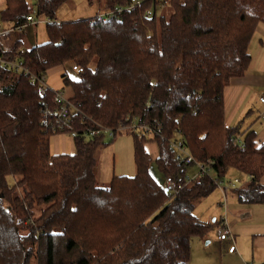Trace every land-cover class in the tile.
Instances as JSON below:
<instances>
[{
	"label": "trees",
	"instance_id": "obj_1",
	"mask_svg": "<svg viewBox=\"0 0 264 264\" xmlns=\"http://www.w3.org/2000/svg\"><path fill=\"white\" fill-rule=\"evenodd\" d=\"M69 1L38 0L33 7L6 0L0 11L2 28L32 18L46 24L48 36L25 50L15 30L0 40L3 58H21L39 77L67 63L84 70L76 80L63 76L74 91L76 150L55 155L53 137L67 133L42 123L53 94L41 97L29 76L0 67V264H30L32 256L37 264H189L193 238L214 226L194 211L217 180L243 175L248 180L239 187L237 178L233 191L238 201L264 205V143L256 130L227 126L224 100L253 64L264 0H105L103 15L60 22L58 11ZM128 117L159 126L165 139L124 133L134 137L136 175H114L101 188L98 156L121 136L103 130ZM175 138L213 165L208 176L169 196L152 175L145 145L157 143L163 177L182 180L187 171L177 167L168 142Z\"/></svg>",
	"mask_w": 264,
	"mask_h": 264
},
{
	"label": "rangeland",
	"instance_id": "obj_2",
	"mask_svg": "<svg viewBox=\"0 0 264 264\" xmlns=\"http://www.w3.org/2000/svg\"><path fill=\"white\" fill-rule=\"evenodd\" d=\"M27 1L30 3L31 6L33 7L37 6L38 0H27ZM104 1L105 0H92V2H89V0H70L59 9L58 20L60 22H75L81 19H88L89 17L91 18L96 17V15L98 14L103 15L106 12ZM159 12L161 13L162 11L160 10ZM18 37L24 40L25 50H31L37 45L45 44L46 42H48L46 24L42 23L38 26L29 25L26 27L25 30L18 32ZM260 39H262L264 43V25H261L259 27L255 35V38L253 39V42L251 44V54L254 57L253 58L254 63L250 71L252 74H255L260 77H264V44L262 49L259 48V43H258V48L256 46V43ZM64 75H67L73 80H76L78 78V73L73 71L71 64L67 63L61 67L54 68L51 71H49V73L46 76V83L49 86V88L53 91L65 90L66 97L70 98L69 93L67 91H68V87L69 88L71 87L66 86L63 83ZM262 94L264 95V87L257 85L248 87V93H247L248 105L243 112L244 115L241 117L246 122L244 129L247 128V124L251 119H254V122H257L256 128H258V130L262 129L261 126L264 124L260 123L259 122L260 120L258 121V119L260 118V114L264 110V106L259 102V97H261ZM251 109L252 112H250ZM65 136L68 139H70V143L72 144V141L74 139L69 134H65ZM60 137H59L60 139H63L64 135H60ZM55 139L56 137H53L52 143L53 140ZM106 139L109 141L114 140L108 137ZM146 147L148 149L155 147L157 151V145L152 141H147ZM101 151H100L101 160L97 162V169H96L97 181H98L97 184L99 187L101 188L108 187L109 182L113 178V175L116 176L136 175L137 171L134 162V137L132 134H123L121 136H118L117 138H115V141H112L106 147L101 149ZM153 158L155 157L153 156ZM154 160L151 166L152 175L163 186L166 178L163 177L162 174H160ZM186 174L191 179H195L198 176V170L196 167H190L189 169H187ZM237 178H239L242 183V185H240L239 187L243 186L246 180H248L247 178H244L243 175H240V177L232 176L229 179L227 178L223 180L224 186L228 187L229 182L235 181ZM9 181L13 183V178L12 177L9 178ZM232 192L233 190L229 189L227 192L228 198H226V196L223 193V190L217 188V190H215L209 197L205 198L204 200H202L197 204L198 206L196 207L195 210L196 216L198 215V218H200L201 220L221 219L222 222L223 220L226 219V216L228 217V214L229 212H231L232 207H235V205L240 206L237 196L236 195L234 196ZM225 201L227 203L226 209L223 206V204H225ZM46 206L48 205H43L37 208L35 212L36 215H39L41 213V210L44 209ZM255 209H257V215L255 219L241 220L240 222L242 224L239 225L240 229H247L248 232L251 234V236L253 235L255 236V238L252 239V237H250V239H245L241 243V245H245L248 248V254L246 253L247 255L245 257V262H247L248 264H252L251 262H255V264H263L264 261H260V260H263L262 258L264 255V248L257 245H261V243H264V236H263L264 207L258 206L255 207ZM227 221L228 224L230 225L232 234H234L233 231L234 225L230 224L229 219H227ZM219 232L220 230L218 229L217 230L218 238H219ZM259 234H263V235H259ZM222 245H224V243ZM222 245H219V248ZM30 264H37L34 256L31 257ZM191 264H195V259L193 258V255H192Z\"/></svg>",
	"mask_w": 264,
	"mask_h": 264
},
{
	"label": "built area",
	"instance_id": "obj_3",
	"mask_svg": "<svg viewBox=\"0 0 264 264\" xmlns=\"http://www.w3.org/2000/svg\"><path fill=\"white\" fill-rule=\"evenodd\" d=\"M122 10H118L121 12ZM48 22V21H47ZM41 23L40 20H33L29 18V23L25 26H20L16 29H4L1 27L0 23V40L5 39L9 35H11L15 30L21 32L25 27L29 25H38ZM0 67L10 69L12 71H16L18 73H24L29 76L32 83L38 84V91L41 97H45L48 93L53 94V105L54 108H49L48 106L44 109L43 121L42 123L51 126L55 132H63L69 134L72 138H76L78 132L74 130L73 127V113L76 111V107L72 103L70 98H67L64 91H53L49 88L46 83V76H35L30 71H28L23 66V61L21 58H16L13 60L5 59L0 55ZM73 70L77 73H83L84 70L74 65ZM260 101L264 103V96L260 98ZM262 120L264 121V112L261 115ZM127 124H121L116 129H104L103 131L107 132L110 137H115L117 135H123L124 133L130 132L132 134H139L141 136H146L148 139L153 138H162L165 139L162 135L161 128L157 125H149L145 123H141V121L134 117H128L126 119ZM90 137H94L98 135V130H89L86 133ZM172 151L175 153V159L177 167L180 169H189L190 167H196L198 170V176L195 179H191L187 174L184 175V178L177 179L174 176L166 177L165 183L163 187L169 196L177 195L184 187L193 183L199 177L208 176L212 170V163L203 164L197 161V159L190 153L187 148L185 142L180 138L172 139L168 141ZM234 143L241 144V140L237 138ZM217 188L223 190L224 195L228 198V190L232 189L233 191L239 186V180L230 181L229 186H224V181H216ZM225 209L227 208V203L223 204ZM219 239L221 241H233V235L228 224L227 219L221 222V226L219 228ZM236 251V245H230L228 252L234 253Z\"/></svg>",
	"mask_w": 264,
	"mask_h": 264
},
{
	"label": "crops",
	"instance_id": "obj_4",
	"mask_svg": "<svg viewBox=\"0 0 264 264\" xmlns=\"http://www.w3.org/2000/svg\"><path fill=\"white\" fill-rule=\"evenodd\" d=\"M5 6H6V0H0V11L4 9ZM258 43H259V48L262 49L263 44H264L263 40L260 39L256 43L257 48H258ZM253 63H254V60H253ZM251 68H250V71H251ZM250 71L243 78L234 80L232 84L225 91L224 100H225V107H226V124L227 126H230V127H236L242 124V127H241L242 131L246 129L256 130L258 133V140L260 144H262L264 143V125L261 126L262 129L258 130V128H256L257 122H254V119H251L247 124V128L244 129L246 122L245 120L241 118L244 115L243 112L248 105V101H247L248 100L247 98L248 87L254 86V85L264 87V77H260L255 74H252ZM63 91L65 93V90ZM67 92L69 93V97L71 99L74 95V91L72 87L71 88L68 87ZM263 96L264 95L262 94L261 97ZM261 97H259V102L264 106V103L260 101ZM250 112H252V109L250 110ZM263 112L264 110L262 111V113ZM262 113L260 114V118L258 119V121L260 120L259 122L264 124V121L261 118ZM55 137L56 139L53 140V143H52V149L55 155L74 154L76 150L74 140L73 141L71 140L72 141V144H71L70 139H68L65 135H64V138L62 137L63 139H60L61 138L60 135L59 136L57 135ZM146 151L151 157L152 162L154 159H155L154 161H156L160 155L158 145H157V151L155 147L149 148V149L146 147ZM152 155L155 158H153ZM100 160H101V155L99 154L98 162ZM232 176L240 177V175L236 173H233ZM232 194H234L235 196L234 192H232ZM239 204L240 206L235 205V207H232V210L231 212H229L228 217L226 216V219H229L230 224L234 225L233 227L234 234H232L234 235L233 241L232 240L221 241L218 238L217 230L221 226V219L220 220L219 219L201 220L199 218L201 222H204L207 224H213L214 226L208 235L204 237L193 238L192 243H191V260H192V255H193V258L195 259V264H248L247 262H245V257L248 254V248L245 245H241V243L245 239H250V237H252L253 239L255 238V236L253 235L251 236V234L248 232L247 229H240L239 225L242 224L240 221L245 220V219H248V220L255 219L257 215V209H255V207H258V206L264 207V205L247 206V205L241 204L240 202ZM194 214L196 215L195 211H194ZM259 235H263V234H259ZM223 243L224 245H222ZM233 244L236 245V251L231 254L228 252V249H229V246ZM219 245H222V246L219 248ZM257 246L264 248V243H261V245H257ZM262 259L263 260H260V261H264V255ZM251 263L255 264V262H251ZM189 264H191V261Z\"/></svg>",
	"mask_w": 264,
	"mask_h": 264
}]
</instances>
